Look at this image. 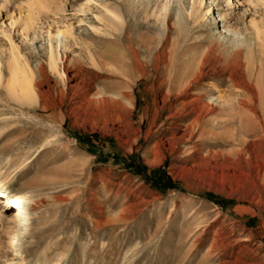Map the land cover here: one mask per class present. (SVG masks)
I'll use <instances>...</instances> for the list:
<instances>
[{
	"label": "rangeland",
	"instance_id": "374dc122",
	"mask_svg": "<svg viewBox=\"0 0 264 264\" xmlns=\"http://www.w3.org/2000/svg\"><path fill=\"white\" fill-rule=\"evenodd\" d=\"M236 34L264 77V0H0V200L37 204L19 227L0 201V264H264V105L214 58L179 87Z\"/></svg>",
	"mask_w": 264,
	"mask_h": 264
},
{
	"label": "bare ground",
	"instance_id": "6f19581e",
	"mask_svg": "<svg viewBox=\"0 0 264 264\" xmlns=\"http://www.w3.org/2000/svg\"><path fill=\"white\" fill-rule=\"evenodd\" d=\"M225 32H230V30L227 29ZM60 35L65 36V33L60 32V33H58L57 37L59 38ZM228 38H229V36H228ZM226 39L227 38L224 37V41ZM59 43L61 46L62 41L59 40ZM228 44H229L228 47L223 46V48L221 50L219 49L221 45H218V46L215 45L214 48L217 50L211 49L209 51L210 55L207 54L208 59L205 58V59H203V61H197V63H196V60H192V61L188 62L186 65H184V68L182 70L183 75L181 77V80H180L181 82L179 83V87L183 89L185 87L191 86L193 83L199 81L200 79L202 80V78L207 75V73L204 72V69H205L204 67L210 64L208 62V61H210V59L214 58V61L212 64L218 65L220 72H221V75L227 74L229 81L232 84V86H236L238 88L241 87L244 90V97L245 98L243 100H237V105H239L240 108H248L249 111H251L254 108H262L263 109V105H264V88H263L264 87V77H263V74L261 71V70H263V68L261 66H259L256 68V70H254V68L252 66L253 60L251 58H246L248 56L246 54L249 53L247 41L243 38H239L238 34H236V37L234 39H232L230 37V39L228 40ZM216 52H217V54H216ZM218 52H219V54H218ZM49 54H50L49 55V61H48L49 62V68L52 71H57L58 61L60 60L59 54L56 53L55 49H53V48L50 49ZM167 54L169 55L168 57L170 58L169 59V61H170L172 59V51L170 50ZM155 68L157 69L158 67H155ZM211 70L213 71V69H211ZM9 74H10V78H9L8 87L11 90V92H13L15 94L19 92L20 93V97H19L20 100L22 102H24L25 104L32 105L36 100V98H35V86L33 84L34 81L31 77V76H33L32 73L30 75L29 72L26 71V68L20 67L19 61L16 58H13V61L9 67ZM252 76H254L253 77L255 80L254 84H252L250 82V80H252L251 79ZM76 77H75V75L71 76L70 80L75 81ZM87 85H89V84H87ZM89 86L86 87V85H85L86 89ZM69 87L81 88V90L83 88H85L83 82L72 83ZM86 89H85V91H86ZM88 90H89V88L87 89V91ZM240 96H242V95H240ZM193 101L196 102L197 100H193ZM209 102L213 103V100L212 101L209 100ZM193 103L191 102L192 105H193ZM240 108H238V109H240ZM245 116L248 120L251 121V123L253 122V116L250 115L249 112L245 113ZM241 118L242 117H240V119ZM196 123H198L197 120H194L193 123L189 127H191L193 129ZM212 124H214V123L212 122ZM238 127H240L242 129V130H240V132L247 133L246 132L247 128L244 127L243 123H239ZM238 132H239V130H238ZM261 141H262V139H261ZM244 142H242V143H244ZM258 155H260V157H261V159H260L261 171H259L260 173L258 174V181H259V183H261L262 187H264V152H261ZM0 174H1V170H0ZM1 184L3 185V187L6 188V191L4 192L5 196H3V197H7L6 199L0 200L1 205H2L1 207L5 206V207L9 208V210L11 211L9 220L12 222V224H17L20 227V226H22V221H23L22 220V214H23V212L24 211H27L30 213L35 212L37 209V206H36L37 204L36 203L30 204L31 202L28 201L29 199L26 196V193H24V192H14V191L8 190L5 179H1ZM259 205H261V204H259ZM25 207H26V209H25Z\"/></svg>",
	"mask_w": 264,
	"mask_h": 264
}]
</instances>
